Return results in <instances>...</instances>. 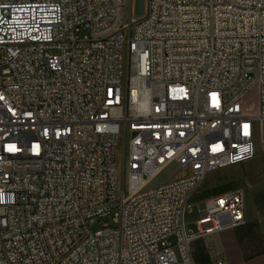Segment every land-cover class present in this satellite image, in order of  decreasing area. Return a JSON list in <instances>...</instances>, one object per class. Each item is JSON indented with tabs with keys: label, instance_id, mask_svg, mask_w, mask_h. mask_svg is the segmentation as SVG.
Returning <instances> with one entry per match:
<instances>
[{
	"label": "built area",
	"instance_id": "built-area-1",
	"mask_svg": "<svg viewBox=\"0 0 264 264\" xmlns=\"http://www.w3.org/2000/svg\"><path fill=\"white\" fill-rule=\"evenodd\" d=\"M263 129L264 0H0V264H196Z\"/></svg>",
	"mask_w": 264,
	"mask_h": 264
},
{
	"label": "crops",
	"instance_id": "crops-1",
	"mask_svg": "<svg viewBox=\"0 0 264 264\" xmlns=\"http://www.w3.org/2000/svg\"><path fill=\"white\" fill-rule=\"evenodd\" d=\"M260 138L256 156L258 152L264 163V129ZM258 169L264 172V166ZM219 170L210 172L207 178L219 181ZM245 194V223L212 235L195 237L191 250L196 264H217L219 261L225 264H264V181L259 186L245 189ZM195 201L193 196V204ZM194 211L187 215L191 216ZM187 230L191 235L198 233L191 226H187Z\"/></svg>",
	"mask_w": 264,
	"mask_h": 264
},
{
	"label": "rangeland",
	"instance_id": "rangeland-1",
	"mask_svg": "<svg viewBox=\"0 0 264 264\" xmlns=\"http://www.w3.org/2000/svg\"><path fill=\"white\" fill-rule=\"evenodd\" d=\"M244 102L248 111L256 110L258 103V89L257 88L253 89L246 96ZM260 137L261 134L257 130L255 134L256 151H257L258 143L260 142L261 139ZM261 166H264V163L263 161H261L260 156L258 155L257 152L256 158L248 162L238 165L228 166L217 171L218 176H220L219 181L218 180L212 181L211 178H207L206 176V178L204 179L198 190L195 192L194 196L200 195L204 189L209 190L210 192H214L217 189H221V188L224 189L229 188L227 190H230L231 188L240 187L248 190L254 186H259L264 181V172L258 169ZM174 173H176V171L170 169L166 171L158 181L159 182L166 181L168 178L173 176ZM212 195H214V193L208 196L210 197ZM207 197L196 199V201L194 202L195 211L191 216L190 214H188L186 217L187 226L188 227L191 226L195 230V232H198L197 221L201 217V213L199 212L198 206L199 204L201 205ZM110 221H112V218H110Z\"/></svg>",
	"mask_w": 264,
	"mask_h": 264
},
{
	"label": "water",
	"instance_id": "water-1",
	"mask_svg": "<svg viewBox=\"0 0 264 264\" xmlns=\"http://www.w3.org/2000/svg\"><path fill=\"white\" fill-rule=\"evenodd\" d=\"M145 12V0H134V14L140 17Z\"/></svg>",
	"mask_w": 264,
	"mask_h": 264
},
{
	"label": "trees",
	"instance_id": "trees-1",
	"mask_svg": "<svg viewBox=\"0 0 264 264\" xmlns=\"http://www.w3.org/2000/svg\"><path fill=\"white\" fill-rule=\"evenodd\" d=\"M228 185H229V183H228ZM227 189H229V188H227ZM227 189L221 188V189H217L214 192H210L209 190L204 189L203 192L200 195H198V196L195 195L194 196V200H196L198 198L207 197L208 195H211L212 193H214V195H217V194H220V193H223V192L227 191ZM231 189H233V188H231Z\"/></svg>",
	"mask_w": 264,
	"mask_h": 264
}]
</instances>
